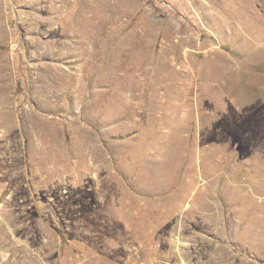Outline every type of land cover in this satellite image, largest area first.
<instances>
[{
    "label": "rangeland",
    "instance_id": "1",
    "mask_svg": "<svg viewBox=\"0 0 264 264\" xmlns=\"http://www.w3.org/2000/svg\"><path fill=\"white\" fill-rule=\"evenodd\" d=\"M0 264H264V0H0Z\"/></svg>",
    "mask_w": 264,
    "mask_h": 264
}]
</instances>
